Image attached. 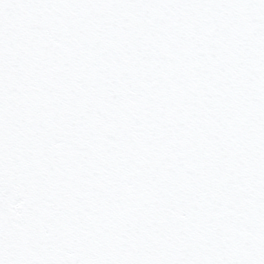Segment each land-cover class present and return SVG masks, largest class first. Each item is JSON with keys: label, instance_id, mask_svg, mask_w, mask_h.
Listing matches in <instances>:
<instances>
[{"label": "snow or ice", "instance_id": "1", "mask_svg": "<svg viewBox=\"0 0 264 264\" xmlns=\"http://www.w3.org/2000/svg\"><path fill=\"white\" fill-rule=\"evenodd\" d=\"M0 264H264V0H0Z\"/></svg>", "mask_w": 264, "mask_h": 264}]
</instances>
